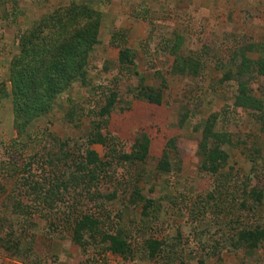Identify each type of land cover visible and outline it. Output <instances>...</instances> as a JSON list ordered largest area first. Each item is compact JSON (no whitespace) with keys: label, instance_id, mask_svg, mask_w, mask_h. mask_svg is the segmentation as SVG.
<instances>
[{"label":"rangeland","instance_id":"1","mask_svg":"<svg viewBox=\"0 0 264 264\" xmlns=\"http://www.w3.org/2000/svg\"><path fill=\"white\" fill-rule=\"evenodd\" d=\"M73 2L99 20L88 81L58 90L48 112L22 108L17 119L16 96L28 87L25 70L14 65L20 38ZM121 47L133 49L140 74L115 81ZM192 53L204 65L197 76L176 66ZM243 56L249 70L242 81L263 101L255 109L236 104L239 79L225 78ZM262 67L264 0H0V264H264V240L246 244L264 239ZM163 80L161 104L138 97L143 84L159 87ZM111 88L119 90L118 108L99 118ZM209 118L228 140L220 144L227 162L217 172L202 168L200 142ZM17 124H25L20 136ZM99 131L126 153L145 134L149 153L134 162L116 156L90 191L58 188L77 172L87 149L105 157L107 146L90 143ZM165 150L170 172L162 170ZM83 214L98 215L104 231L132 244L133 255L109 248L103 234L94 239L85 231L83 244L77 242ZM8 239L16 244L14 254L6 252Z\"/></svg>","mask_w":264,"mask_h":264},{"label":"trees","instance_id":"2","mask_svg":"<svg viewBox=\"0 0 264 264\" xmlns=\"http://www.w3.org/2000/svg\"><path fill=\"white\" fill-rule=\"evenodd\" d=\"M39 24L36 28L29 31L28 34L21 36L19 41L20 50L14 58V65L17 68L23 67L28 80V87L23 86L24 90L22 89L23 91L15 99L14 113L17 119L22 115V108L28 109L29 113L35 110L38 115L48 112L50 110L51 97L58 90L64 89L69 83L75 80H83L84 83H87L88 59L94 46L100 43L98 38L99 20H97L94 12L85 5L79 6L73 2L71 5L59 8L49 14ZM117 36H119L118 32L114 34L113 42H115ZM175 45L177 44H174V47ZM174 47L171 51L176 48L172 52L178 54L177 48L179 49V46ZM134 56L135 53L132 48H120L118 57L119 75L115 81L123 76L131 79L135 75L140 74ZM244 60H247V57L243 56V62L236 71L233 68H229L225 73V78L237 77L239 79L238 94L235 96L236 104L241 107L255 109L260 107L263 101L252 95L248 90L250 88L249 84L242 81L245 71L249 70V68L245 69L246 62ZM178 61L179 64L177 63L176 66L179 72L197 76L204 68L202 60L194 53L185 55L181 59L179 58ZM261 72L264 73V67H262ZM20 85H22V81H20ZM164 86H167L164 80L159 87L143 84L137 95L151 103L161 104L164 97ZM104 94L105 103L97 112L99 118L110 116L112 111L118 108L115 104L118 101L119 90L111 88L108 91L105 90ZM25 97L26 99L24 100ZM120 109L123 108L120 107ZM74 110L77 109L75 108ZM188 116L187 112L183 113L180 119L181 125H184ZM215 122L214 118H209L205 121L202 131L203 138L200 142L201 154L206 157L205 161L203 160L202 168L211 172H217L218 167L227 162L226 154L221 153L222 151L220 150V144L228 141L227 134L216 131ZM18 125L17 132L20 136L25 132V124ZM99 128L101 130L100 126ZM99 132L97 137L95 136L90 140V143L100 142L107 146L108 150L105 157H101L94 149H87V158L79 163L77 172L72 173L65 181H61V185H58V188L61 187L66 190L69 185H72L76 189L82 188L84 190L87 188L90 191L98 187L101 179L107 176V171L112 166V161L116 156L119 155L118 158L121 160L134 162L135 160L146 158L149 153L150 141L145 134L137 137L132 152L126 153L120 152L116 148V145L118 146L117 143L112 145L110 144L111 142L108 143L107 136L102 135V131ZM211 143L214 144L213 147L209 146ZM168 144L176 147L175 139L171 138ZM162 159V170L170 172L172 162H170L168 150L164 151ZM10 160L8 159L7 163L11 164ZM133 191L135 194L140 195L141 188L135 186ZM76 225L74 239L80 244L84 242L85 231H88L90 237H94V239L99 238L103 234V239H111L109 248L125 256L133 255L132 244L124 238L116 237L109 233L110 231H104L98 215L83 214V217L77 221ZM10 240H7L9 242L6 252L12 253L16 244H12ZM262 240L264 239H259V236H257L256 239H246V244L253 248L258 246ZM156 247L157 245H150V256L155 257L158 255Z\"/></svg>","mask_w":264,"mask_h":264}]
</instances>
